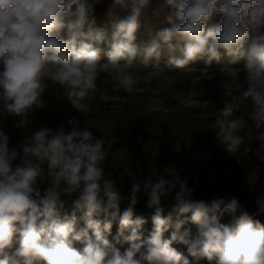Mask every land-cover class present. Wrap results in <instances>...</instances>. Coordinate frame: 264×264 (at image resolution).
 I'll return each instance as SVG.
<instances>
[{"label":"clouds","instance_id":"1","mask_svg":"<svg viewBox=\"0 0 264 264\" xmlns=\"http://www.w3.org/2000/svg\"><path fill=\"white\" fill-rule=\"evenodd\" d=\"M117 9L125 14L114 15ZM107 15L110 33L96 27L89 0H0V121L11 117L14 127L27 128L33 111L48 106L42 97L50 84L88 116L101 70L132 92L140 79L132 71L137 63L167 56L171 65L184 69L197 59H219L223 49L245 60L242 95L251 98L252 125L243 116L233 117L226 105L213 122L216 138L229 153L250 138L264 146V0H112ZM162 15L168 26L155 30ZM142 26L146 39H138ZM102 44L109 46L106 63L100 62ZM177 51L183 58L173 55ZM67 124V132L64 126L41 127L17 147L9 146L0 129V264H264V224L235 195L193 200L187 177L181 179L170 167L171 179L134 182L126 198L105 174V142L75 117ZM246 128L254 132L241 135ZM45 177L49 187L41 194L38 183ZM173 190L175 204L164 215L161 199ZM141 191L154 209L147 239L140 232L144 218L134 215ZM74 193L69 214L60 197ZM125 199L128 206L121 212ZM255 204L257 213H264V193ZM76 211L83 213L84 227L78 226ZM225 213L230 219L222 222ZM186 214L197 225L194 235L180 232ZM100 215L103 222L93 218ZM113 221L129 244L123 252L107 238ZM170 228V238H163ZM74 242L83 247L75 248ZM173 242L187 246L188 256Z\"/></svg>","mask_w":264,"mask_h":264},{"label":"rangeland","instance_id":"2","mask_svg":"<svg viewBox=\"0 0 264 264\" xmlns=\"http://www.w3.org/2000/svg\"><path fill=\"white\" fill-rule=\"evenodd\" d=\"M91 4L99 12L104 0L98 5L91 0ZM174 70L155 71L137 65L132 71L140 79L132 92H124L106 70H101L93 94V110L88 116L78 113L63 96V90L50 84L42 97L48 106L33 111L27 128L14 127L16 121L5 117L0 129L9 136V146L17 147L29 131L43 127L48 116H52L54 128L64 126L66 132L67 121L75 117L95 138L105 142L109 150L105 174L126 198L134 182H155L159 176L171 179L166 174L171 167L181 179L187 177V187L198 191L203 188L205 193L213 189L212 193L224 198L235 195L242 203H250L249 209L255 211V200L264 193V146L259 148V142L250 138L236 153H229L213 130L216 114L226 105L232 107L233 117L243 116L252 125V101L242 95L246 88L243 66ZM157 72L158 75H151ZM240 83L241 88L237 87ZM129 122L134 124L132 128L120 129ZM103 129L105 133L99 138ZM249 132L254 129L246 128L241 135ZM43 168L46 173L47 165ZM222 178L229 184L220 186ZM38 187L43 194L49 187L47 177ZM77 196L64 194L60 199L65 202ZM168 196H175V190Z\"/></svg>","mask_w":264,"mask_h":264},{"label":"trees","instance_id":"3","mask_svg":"<svg viewBox=\"0 0 264 264\" xmlns=\"http://www.w3.org/2000/svg\"><path fill=\"white\" fill-rule=\"evenodd\" d=\"M111 2H112V0H104V5L100 6L102 8H100L99 12H98L97 8L93 9V14L95 15L96 20H97L96 27L102 28L106 32H109V33L111 32L112 18L107 15V9L111 6ZM89 3L91 4V0H89ZM104 7H106V9L103 10ZM166 11L167 10H165V12ZM124 14L125 13L120 12L118 9L114 11V15H121L122 16ZM218 19H219V17H217V22H218ZM167 26L168 25L164 21V18L162 15L160 20L158 22H156V24H155V30H159L160 28L167 27ZM250 36H251V33H250ZM146 38H147L146 32L144 31V27L142 26L141 29L138 31V39H146ZM183 44H184V42L182 41L180 46L183 47ZM100 47H101L100 61L101 62H107L108 58L105 55V53L109 50V46L106 44H102V45H100ZM173 55H175L177 58H183L182 53L180 51H177ZM244 63H245V60L242 57H237V58L230 57L224 52L223 49H220L219 50V59H213L211 61V63H205V60L197 59L195 61L189 62V64L186 65L184 69L189 68V67H193V68H197V67H200V68H203V67L235 68V67H241V66L244 67ZM137 65L141 68H145V69H149V70H155V71L163 70V69H165V70H172V69L183 70V69H178L175 66L171 65L168 62L167 56H162L158 62L155 60H150L147 65H145L143 63H137ZM54 124L55 123L53 121L52 116H48L43 127H50L55 131L57 129L54 128ZM117 125H119V124H117ZM133 125H134L133 123L129 122L128 126H122V127H120V129L126 130L127 128H132ZM106 128H109V127H106ZM104 130L105 129H103L100 134L97 133L99 138L102 137V135H104V133H105ZM32 132L33 131H29V133H27V134L25 133L26 134L25 136L31 135ZM19 134H21V133H19ZM136 137H138V135H136ZM154 137L162 138L161 136H152L151 135V138H154ZM19 138L21 139L22 137H19ZM147 138L150 139V137H147ZM22 140H24V138H22ZM15 143L18 144L19 142L15 141ZM210 143L211 142H209L208 144H210ZM224 180H225L224 178L219 180V182H220L219 185L222 187L229 184L228 183L229 181H224ZM203 190H204L203 188L199 189V191H198V189H195L193 191V194H192V199L193 200H204L205 202H209L211 199L216 198V197L224 198L220 194L212 193L213 189H212V191H211V189H209V191H211L210 193H205ZM223 190H226V189H223ZM143 197H145V198H143ZM207 197H209V198H207ZM75 199H70L68 201L63 202L64 209L69 214H71L74 210L73 209V201ZM239 202H240V204L243 205V209L245 211L249 210L248 211L249 214L253 215L254 219H257L261 222V224H264V213L258 214L257 210H255V211L250 210L249 209L250 203H248V202H244V203H242L241 201H239ZM174 204H175L174 196H167L166 198H162L160 206L163 209V214L166 215L167 212L170 211L171 208L174 206ZM127 206H128V200L126 199L125 202H121L119 205L121 212H123V210ZM237 211H240V209H237ZM153 214H154V209L147 207V195L145 193L138 195L137 196V204L134 206V215H139V216H142L144 218L145 223L141 226V229H140L142 239L149 238V235L153 229V223L151 220V217ZM76 216H77L78 226L84 227L85 226L84 220L82 218L83 213L80 211H76ZM93 218L98 219L101 222H103V220L105 219L103 215H100L98 217H93ZM181 219L184 221V223L182 224L180 232L182 233L184 231H190L194 235L197 231V225L190 221V214H186ZM229 219H230V214L225 213L224 216L221 218V221L227 222ZM118 227H119L118 221H113L111 231L107 235V238L115 247H117L121 252H123L126 248L129 247V244L127 241H125L123 239V237L118 235ZM173 230L174 229L170 228L168 232L164 233L163 238H165V239L170 238L171 231H173ZM128 234H129L128 232L124 233L125 236ZM73 246L77 249L83 247V245L79 242H74ZM172 247H174L178 252L182 253L183 255L188 256L187 246H185L179 242H173ZM189 259H191V257H189ZM40 264H43V262H40ZM201 264H208V262L207 261H201Z\"/></svg>","mask_w":264,"mask_h":264}]
</instances>
